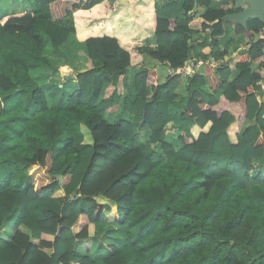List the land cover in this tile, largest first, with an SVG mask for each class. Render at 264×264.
<instances>
[{"label":"trees","instance_id":"1","mask_svg":"<svg viewBox=\"0 0 264 264\" xmlns=\"http://www.w3.org/2000/svg\"><path fill=\"white\" fill-rule=\"evenodd\" d=\"M30 1L0 19V264H264V23H223L235 0ZM72 42L91 67L66 76Z\"/></svg>","mask_w":264,"mask_h":264},{"label":"rangeland","instance_id":"2","mask_svg":"<svg viewBox=\"0 0 264 264\" xmlns=\"http://www.w3.org/2000/svg\"><path fill=\"white\" fill-rule=\"evenodd\" d=\"M125 0H107L105 3L102 4V7L104 9H108L109 6H118L120 4H123ZM220 3H213V7L214 8H217L219 6ZM0 8L1 9H4V11H0V19H5L7 16L11 15V14H15V15H23L25 13H31V12H35L37 9H38V6L35 5L34 2H31L30 0H0ZM243 9V8H241ZM45 11V10H43ZM43 13V12H42ZM225 26V36L223 38L220 39V46L223 48V46L225 47L226 43H230V46L232 47L233 51H238L239 49L241 48H245L246 47V42H248V40L246 39H242L240 38L238 35H236L234 33V25L233 24H224ZM44 36V35H43ZM45 38V41H46V48L50 49L51 46L47 40V38L44 36ZM73 39V36H70L68 43H70ZM50 47V48H49ZM84 46H82L81 44L79 43H71V45L67 46L66 47V50L64 53H67L66 56H65V62L66 64H69V66L67 65L68 69L70 70H67L66 71V76L67 75H70L72 73V70L70 68L73 67V68H78L76 71H81V70H84L86 68V61H85V48L83 50ZM230 51V50H229ZM146 61V60H145ZM145 61L143 59V64L145 65ZM163 69H166V67H163ZM55 72V71H54ZM57 72L54 73L55 75V79H56V82L57 83H60V81H63V79H65L66 76H62L59 72V69H58V75H56ZM47 74H50V71L46 72L43 76V81H46L47 77L46 75ZM133 74V72H132ZM71 82L70 80H67L66 83H69ZM130 84L132 85V80L130 82ZM185 83H182L181 87L184 85ZM65 88L67 90V87H65L64 85H57V87H62ZM76 88V84L75 85H70L69 86V89H73L75 90L74 88ZM54 89V88H53ZM53 89L49 90V91H46L45 94L46 96L48 97V104H49V107L54 105L55 102H56V98H60V92L54 94L51 96V91H53ZM180 93H182V91H180ZM53 103V104H52ZM52 104V105H51ZM178 110V109H177ZM174 111V110H173ZM176 113V109L174 111ZM22 126L18 127V128H21ZM144 134L145 132L142 133V136L144 137ZM166 142L170 143L171 145H173L175 147V149H179L180 148V145L179 143L177 142V136L176 135H170L168 136L166 139ZM63 145H56L55 147V151H57L58 153H60V150H61V147ZM76 147L78 146V143H76L75 145ZM254 168H255V172L256 174H259L261 173V167H262V162L260 160H257L254 162ZM254 183H249L247 184V187H251L253 186ZM1 232L3 233V230H1ZM102 236L105 238V239H108V240H111L110 237H107L108 235H106V233L103 231V234ZM111 236V235H109ZM94 242H95V246H96V241L94 239ZM95 248L93 247V250H92V253H91V256L92 258L95 257L94 253H95ZM103 255H106L107 253L105 251H101Z\"/></svg>","mask_w":264,"mask_h":264},{"label":"water","instance_id":"3","mask_svg":"<svg viewBox=\"0 0 264 264\" xmlns=\"http://www.w3.org/2000/svg\"><path fill=\"white\" fill-rule=\"evenodd\" d=\"M237 9L243 8L240 12L226 15L223 18V23L230 21L238 23L246 28L249 20H260L264 23V0H235ZM258 40V35L255 36L254 43ZM157 152L160 153V144L157 145ZM59 183H63L60 175L56 176Z\"/></svg>","mask_w":264,"mask_h":264},{"label":"crops","instance_id":"4","mask_svg":"<svg viewBox=\"0 0 264 264\" xmlns=\"http://www.w3.org/2000/svg\"><path fill=\"white\" fill-rule=\"evenodd\" d=\"M75 42V41H74ZM229 53L230 54H232L233 55V49H232V47L231 46H229ZM239 51V50H238ZM233 52V53H232ZM146 60V61H145ZM85 63H86V68L84 69V70H88V69H90V67H91V65H90V63H89V61L87 60V59H85ZM144 61H145V66L146 67H149V68H152L153 66H154V61H152L151 59H149V58H147V57H144ZM186 66H189V65H186ZM78 68L76 67V70H77ZM159 69V68H158ZM71 70H72V72H73V75L76 73V72H79V71H74V69L71 67ZM162 70V73L165 71V69H161ZM198 70H200V69H198ZM201 71V70H200ZM45 72V71H44ZM44 72H42L41 70L40 71H34L32 74L34 75V76H37V75H40V74H43ZM73 75H71L70 76V79L72 80L73 79ZM63 81H64V79H63ZM185 84L182 86V87H180L179 88V90H178V92H180V91H182V94L184 93V90H185ZM1 230H3V233L1 232ZM0 230V238H2V239H4L5 241H10L11 239H12V237L14 236V234H15V229H14V227H12L11 225H8V224H4L3 225V227H2V229ZM19 230L21 231V232H23L24 234H26V235H29L30 236V232H29V230L27 229V228H25V227H23V226H20V228H19ZM100 238V237H99ZM94 248H95V246H94ZM95 250H96V248H95ZM75 253L77 254V255H80V256H84L85 255V253H84V250H83V247H82V243L81 242H78L77 243V245H76V248H75ZM96 264H102V263H100V262H98V263H96Z\"/></svg>","mask_w":264,"mask_h":264},{"label":"built area","instance_id":"5","mask_svg":"<svg viewBox=\"0 0 264 264\" xmlns=\"http://www.w3.org/2000/svg\"><path fill=\"white\" fill-rule=\"evenodd\" d=\"M258 39H261L264 42V31L258 34ZM263 54H264V45H263ZM206 63L210 64L209 61ZM202 64L203 62L201 61H198L195 64H191V63L185 64V66L179 69L177 73L184 77L190 76L193 71H198V69H200ZM186 65H189V66H186ZM172 73H173L172 71L170 70L168 71V74H172ZM258 84L261 86L262 89H264V67H263V79H261ZM261 99L264 100V93L262 94Z\"/></svg>","mask_w":264,"mask_h":264},{"label":"clouds","instance_id":"6","mask_svg":"<svg viewBox=\"0 0 264 264\" xmlns=\"http://www.w3.org/2000/svg\"><path fill=\"white\" fill-rule=\"evenodd\" d=\"M245 48H241V49H239V51H233L232 53H233V55L234 54H236L237 52L239 53V52H241L242 50H244ZM230 54V53H229ZM232 54H230V56H231ZM188 64V63H187ZM200 70L202 71V66L200 67ZM200 70H198L197 72H201ZM183 77V79L184 78H186V77H184V76H182ZM188 77V76H187ZM183 83H185V80H184V82Z\"/></svg>","mask_w":264,"mask_h":264}]
</instances>
